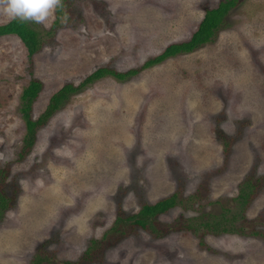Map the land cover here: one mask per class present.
<instances>
[{"label": "rangeland", "instance_id": "374dc122", "mask_svg": "<svg viewBox=\"0 0 264 264\" xmlns=\"http://www.w3.org/2000/svg\"><path fill=\"white\" fill-rule=\"evenodd\" d=\"M222 1L58 0L27 20L45 41L33 57L0 37V264H264V0H239L211 42L143 69ZM13 19L0 11V26ZM104 67L141 72L85 87L24 148L30 80L37 120ZM172 196L155 230H113Z\"/></svg>", "mask_w": 264, "mask_h": 264}, {"label": "trees", "instance_id": "16d2710c", "mask_svg": "<svg viewBox=\"0 0 264 264\" xmlns=\"http://www.w3.org/2000/svg\"><path fill=\"white\" fill-rule=\"evenodd\" d=\"M238 2L239 0H224L219 4L217 8L207 10L204 18L200 22L197 31L193 34L192 38L189 41L170 45L161 55L147 61L143 66V69L161 64L167 59L175 57L179 54L191 53L200 46L211 42L217 35L218 31L226 25V18L229 12L238 4ZM3 36H17L18 38H20L22 43L25 45L30 57H33L36 53H38L45 42L41 32L33 28V26H31L27 20H23L20 18L13 19L9 23L0 26V37ZM140 72V69H133L122 73L109 69L107 67L100 68L89 75V77L85 81H83L81 85L75 86L74 84H69L60 89L56 94L52 96L48 108L37 120L33 119L32 112L34 104L43 90V83L37 79L30 80L29 84L25 87L22 95L23 104L21 113L26 125L24 148L26 147L27 150H30L35 144L37 130L40 127L44 126L54 116V114L70 100L73 95L79 93L85 87L107 76H112L120 81H123L129 77L138 75ZM25 153V151H22L20 153V156L23 157ZM3 172L0 171L1 174ZM246 187L247 188L243 187L241 191L242 194H240L239 196V203L243 210L252 199L255 191L252 190L253 186L250 183H247ZM176 200L177 197L172 196L154 205L146 204L139 214L130 216L127 219L118 218V221L116 222L113 230L116 228V226H120V222L127 221L129 223H133V225L135 226H140L145 230L149 227L155 230L153 225L157 217L175 208L177 206ZM10 207V200L8 198V195H6L5 193L4 185H0V214L3 215L4 213H6V211H8ZM234 220H236V218ZM205 226H207V228L209 229L212 228L211 223H207L205 224ZM214 229H216L217 232H221V230L223 232L227 231L225 220L222 219L218 224L214 226ZM93 242L95 244V241ZM41 262L42 261L39 260L38 264H41Z\"/></svg>", "mask_w": 264, "mask_h": 264}, {"label": "clouds", "instance_id": "9594fccd", "mask_svg": "<svg viewBox=\"0 0 264 264\" xmlns=\"http://www.w3.org/2000/svg\"><path fill=\"white\" fill-rule=\"evenodd\" d=\"M58 0H0V11L11 18L45 21Z\"/></svg>", "mask_w": 264, "mask_h": 264}]
</instances>
